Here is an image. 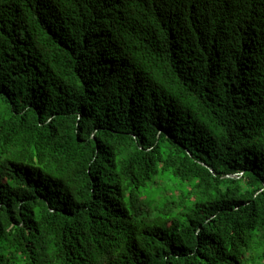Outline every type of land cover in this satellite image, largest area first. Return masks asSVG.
<instances>
[{
  "label": "trees",
  "instance_id": "1",
  "mask_svg": "<svg viewBox=\"0 0 264 264\" xmlns=\"http://www.w3.org/2000/svg\"><path fill=\"white\" fill-rule=\"evenodd\" d=\"M0 264H264V0H0Z\"/></svg>",
  "mask_w": 264,
  "mask_h": 264
}]
</instances>
